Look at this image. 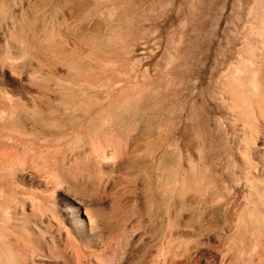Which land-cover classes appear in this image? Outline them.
<instances>
[{"label": "rangeland", "instance_id": "1", "mask_svg": "<svg viewBox=\"0 0 264 264\" xmlns=\"http://www.w3.org/2000/svg\"><path fill=\"white\" fill-rule=\"evenodd\" d=\"M263 3L264 0H0V99L10 103L37 99L47 102L63 96L86 100L89 105L85 108L56 110L55 116L70 119L61 125H48L51 130L45 128L64 133L63 146L71 128L85 137L100 139L129 129L142 149L135 156L136 164L117 176L124 183L128 180V184L135 180L138 195L147 197L155 238L167 240L175 231L181 232L175 224L179 208L184 216L196 212L199 225L196 231L185 229L181 242H203L207 234L212 237L215 231L210 226L218 223L217 212L245 210L244 223L255 226L257 211L247 199L244 180L251 172L259 175L263 158L260 146L264 101L255 85L261 79L256 72L264 71ZM228 37L232 39V51H227ZM29 45L33 47L28 49ZM231 90L254 105L257 133L253 140L249 139L250 125L241 116L242 110L231 104ZM99 99L107 107H95L92 101ZM36 110L24 109L20 114H43ZM123 142L121 158L128 154ZM10 155L1 165L7 170L8 180L19 189L35 192L41 189L40 180L58 181L55 172L42 169L38 173L37 167L35 172L24 171L25 152ZM69 163L66 170L70 179L91 189V180ZM39 164L44 165V160L39 159ZM124 189L118 190H128ZM50 192L44 206L55 209L60 206L62 194L59 188ZM234 197L236 204H231ZM111 202L107 197L108 211ZM49 212L42 216L27 206L25 215L20 214L22 219L11 218L7 223L27 234L31 244L29 252L18 251L17 257L24 264H82L76 244ZM25 219L43 220L36 229L30 228L33 222L22 223ZM104 223L110 224L108 220ZM7 240L14 241L9 236Z\"/></svg>", "mask_w": 264, "mask_h": 264}, {"label": "bare ground", "instance_id": "2", "mask_svg": "<svg viewBox=\"0 0 264 264\" xmlns=\"http://www.w3.org/2000/svg\"><path fill=\"white\" fill-rule=\"evenodd\" d=\"M6 4L8 3L6 2ZM7 12V14H10L9 10ZM17 28L20 30L18 26ZM261 32L262 45H264V28L261 29ZM228 39L229 47L227 51H232L230 49L232 39L229 37ZM33 43L35 44V41ZM22 45L24 44L22 43ZM30 46L27 48L29 49ZM238 70L240 69L238 68ZM256 73L260 74L261 79L257 80L255 85L260 89L257 91H260L264 101V71L259 69ZM86 75L87 79L90 80V75ZM43 85L42 87H45ZM50 90H53V88ZM82 92L84 91L82 90ZM54 93H57V91ZM58 93H60V88ZM236 93L235 90L229 91L231 104L233 107L242 110L241 116L250 125L249 139L253 140L257 133V126H255L256 117H254L252 109L254 105H252L249 99H242V96L239 98ZM70 94L68 95L70 96ZM97 94L99 95V93ZM72 95L74 96V94ZM63 97H58L54 101L48 100L47 102H42L43 99L41 102L37 101L39 99L34 100V102L31 99L32 101L29 100L30 102L26 100V102L16 103L0 99V264H24L17 257L16 253L18 251L27 253L31 250L27 234H24V232L15 227H8L7 224L11 218L17 219L19 217V219H22L20 214L25 215L27 206H31V211H34V213L36 211L41 212L42 216L45 211L52 213L54 219L59 223L61 230L76 244L82 258V264H264V136L262 137L260 146L263 158L260 162L259 175L257 176L255 172H251L244 180L247 189V199L257 211L255 226L248 227V224L244 223L245 210L227 209L228 211L215 213V220L217 219L218 223L215 222V224L209 225L212 231H215V233L211 234L212 237L210 234H207L206 240L203 242L192 239L181 242V236L186 233L184 232L185 229L196 231L199 225L198 214L196 212H191L188 216H184V213L180 212L179 208V212L177 211L176 213L175 219L177 221L175 224L177 228L181 229V232L175 231V234H171L169 239L164 240L162 237L155 238L153 236V231L155 230L151 227L153 215L148 208L149 202L145 199L147 197L143 198L142 195V197L138 195L139 188L136 185L137 182L133 180L128 184L127 180L125 181L127 185L121 181L123 179L120 180V176H117L119 172L121 173V170L130 168L136 164L137 158L135 156L142 149L137 142V137L132 135L128 129L127 131L119 130L103 139L90 138L85 137L78 130L76 131L71 128L69 138L63 146V141L65 140L64 133L62 135L59 132H49L52 128L48 125H61L62 122L70 118L58 117L59 115L55 116L56 110L61 109L60 111L62 112V109H81L89 105L86 100L82 101L83 96L80 100ZM94 98H97V96ZM117 100L118 98L114 104L118 103ZM92 102L98 109L106 105L103 103L104 100L101 102L100 99L99 101ZM110 103L112 102L108 101L107 104ZM109 106L111 107V105ZM24 109H39L38 111H41L43 114L37 115L36 113H32L28 117L21 116L20 113ZM62 114L64 115V113ZM46 127H49L50 130L47 131L48 128L45 129ZM6 134L10 135L6 136ZM66 135H68V132ZM63 138L64 140L62 141ZM76 138H79L80 141L77 139L78 142H76ZM123 141H126L125 147H123L128 151L125 158H121L122 143H125ZM20 151L21 153L25 152L24 161L26 167L24 171L35 172L33 169L37 167L38 173L39 171H43L42 169L46 173L55 172L59 177L58 181L50 180V178L40 180L39 185L41 189L35 192H28L13 185L15 182L8 180L6 177L7 170L2 167L1 163L5 162L12 155L10 153L15 152L17 154ZM39 159L44 160V165L41 167H39ZM66 163L78 169L84 178L91 180V189L85 188V185L82 183L77 184L71 180L72 178L66 170ZM56 188H59L62 194L60 206H57L55 209L44 206V203L48 202L47 198L51 195L50 191ZM120 188L128 190L124 189L125 191L121 192L119 191ZM107 197H111L112 199L109 211L106 205ZM231 204H236L235 197L232 198ZM38 220H33V225H30V228L33 226V228L39 229L43 219ZM107 220L110 224L105 226L104 222ZM24 221L22 223L27 225L32 223L31 220L25 219ZM35 222L38 223V226L35 225ZM8 236L14 241H8Z\"/></svg>", "mask_w": 264, "mask_h": 264}]
</instances>
